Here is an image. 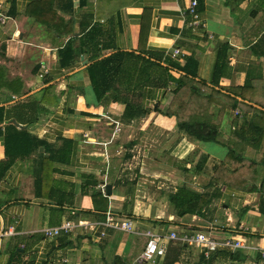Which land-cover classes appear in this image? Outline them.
<instances>
[{"label":"crops","instance_id":"1","mask_svg":"<svg viewBox=\"0 0 264 264\" xmlns=\"http://www.w3.org/2000/svg\"><path fill=\"white\" fill-rule=\"evenodd\" d=\"M37 1L0 0V106L25 123L13 120L17 129L43 144L9 161L7 120L0 128V264H260L256 251L219 248L206 257L202 246L169 239L202 233L264 248V192L223 187L206 217H179L169 204L182 186L200 191L208 185L239 111L224 119L216 142L206 144L163 113L187 59L193 80L215 89L242 86L250 67L264 78V59L251 52L264 41V0H203L202 6L196 0L195 26L191 0H41L65 26L62 36L48 29L53 17L27 13ZM69 39L74 60L61 65L59 50ZM116 53L121 66L99 99L88 67ZM246 153L261 160L264 135ZM94 192L106 198V212L97 211L105 205L94 204ZM107 212L132 221L136 232L98 225L44 234L67 221L103 222ZM147 232L166 247L153 262L142 259Z\"/></svg>","mask_w":264,"mask_h":264},{"label":"trees","instance_id":"2","mask_svg":"<svg viewBox=\"0 0 264 264\" xmlns=\"http://www.w3.org/2000/svg\"><path fill=\"white\" fill-rule=\"evenodd\" d=\"M202 3L203 0H198L199 6H202ZM50 8V4H47L46 1L39 0L29 6L27 13L37 15L43 20L53 17L55 24L49 26L48 29L52 33L62 36L65 26L59 24L60 18ZM68 27L67 33L71 30L69 25ZM262 39L264 40V37ZM72 42L69 39L59 50L61 65L73 63L76 51L73 49ZM251 52L259 59H264V41L253 44ZM122 58V54L116 53L95 61L88 67L89 77L97 98H103L112 89L113 76L120 68ZM192 62V59H187L182 68L185 74L178 79H172L175 84L172 91L173 99L163 115L176 118L179 130L184 131L192 139L206 144L215 143L218 134L223 129L224 119L231 112L239 111L232 118V123L236 125V128L229 132L225 146L227 152L213 168L208 185L200 191L182 186L175 194L169 196V204L174 208L177 216L206 217L211 211L213 203L219 199L223 187L244 193L264 192V170L263 174L259 170L260 167H264V154L261 160H258L246 153L248 147L257 149L261 145L264 135V78L257 76L254 68L250 67L242 86L215 89L205 83L193 80L195 73L188 69ZM8 85H10L8 86L10 90L14 89L12 83ZM51 89L50 86L44 90L42 99L47 100ZM10 111L0 106V128L7 120L4 128V150L9 161L19 156H28L43 145L27 134L26 130H19L12 124L13 120L23 125L25 123L17 117H9L8 112ZM41 112L43 111H38L39 114ZM238 117L242 119L240 125ZM53 159L54 157L51 156L48 161L52 162ZM258 181L260 185H258ZM102 196L100 192H94V197H96L94 204L97 205V202H101L105 205L102 209L97 207V211L100 213L106 212L107 209V200ZM260 206H264V199H261ZM261 211L264 213V209Z\"/></svg>","mask_w":264,"mask_h":264},{"label":"built area","instance_id":"3","mask_svg":"<svg viewBox=\"0 0 264 264\" xmlns=\"http://www.w3.org/2000/svg\"><path fill=\"white\" fill-rule=\"evenodd\" d=\"M196 7H197L196 0H191L188 7V12L192 17L191 25L193 26L198 25L200 21L199 14L196 11ZM0 20L2 19L0 18ZM173 54L175 56L179 55L180 51L175 50ZM115 126L117 131L119 124L115 122ZM102 192H104V187H102ZM98 225H102L104 227L126 233L136 232L132 221L129 220L119 221L113 216L111 212H107L103 222L86 221V220L67 221L58 227L44 230V234L48 237H54L59 235L60 232L68 233V232H73L75 229H94ZM145 235L148 237V240L146 242V246L142 254V259L146 262H153L155 258L163 256L165 254L166 247L162 246L161 237L149 232H147ZM169 239L174 241H179L188 244L190 246H196V247L202 246L205 250L206 257H208L210 253L215 252L219 248L227 249L231 251L240 250V249L256 251L258 252L260 258L259 259L260 264H264V248L253 247L252 245L240 239L226 238L224 240L217 241L202 233L182 234V235L171 233Z\"/></svg>","mask_w":264,"mask_h":264},{"label":"water","instance_id":"4","mask_svg":"<svg viewBox=\"0 0 264 264\" xmlns=\"http://www.w3.org/2000/svg\"><path fill=\"white\" fill-rule=\"evenodd\" d=\"M106 195L107 196L111 195V187L109 185H106Z\"/></svg>","mask_w":264,"mask_h":264}]
</instances>
